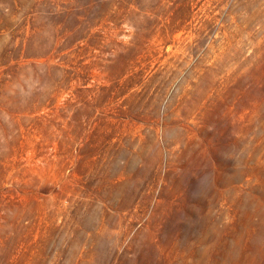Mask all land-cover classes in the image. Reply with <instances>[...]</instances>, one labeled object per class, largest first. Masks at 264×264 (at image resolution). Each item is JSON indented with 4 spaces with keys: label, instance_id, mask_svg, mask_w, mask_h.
I'll use <instances>...</instances> for the list:
<instances>
[{
    "label": "rangeland",
    "instance_id": "obj_1",
    "mask_svg": "<svg viewBox=\"0 0 264 264\" xmlns=\"http://www.w3.org/2000/svg\"><path fill=\"white\" fill-rule=\"evenodd\" d=\"M0 264H264V0H0Z\"/></svg>",
    "mask_w": 264,
    "mask_h": 264
}]
</instances>
